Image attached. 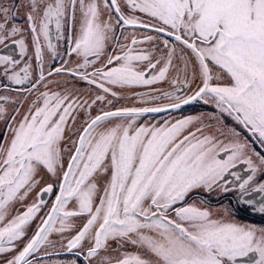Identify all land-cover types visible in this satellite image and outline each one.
Returning a JSON list of instances; mask_svg holds the SVG:
<instances>
[{"label":"snow or ice","instance_id":"1","mask_svg":"<svg viewBox=\"0 0 264 264\" xmlns=\"http://www.w3.org/2000/svg\"><path fill=\"white\" fill-rule=\"evenodd\" d=\"M0 264H264V0H0Z\"/></svg>","mask_w":264,"mask_h":264},{"label":"flooded vegetation","instance_id":"2","mask_svg":"<svg viewBox=\"0 0 264 264\" xmlns=\"http://www.w3.org/2000/svg\"><path fill=\"white\" fill-rule=\"evenodd\" d=\"M196 106V105H195ZM199 108V106H196V107H190V108H187L186 110H185V114H193L194 113V109H198ZM177 114H179V113H177ZM212 199V203L213 204H215V205H218V203L220 202L219 200H218V198H216V197H212L211 198ZM223 202H227V201H223ZM246 220H247V222H256V223H259L260 222V220H259V217L258 216H247L246 217Z\"/></svg>","mask_w":264,"mask_h":264},{"label":"rangeland","instance_id":"3","mask_svg":"<svg viewBox=\"0 0 264 264\" xmlns=\"http://www.w3.org/2000/svg\"><path fill=\"white\" fill-rule=\"evenodd\" d=\"M192 107H196V106L194 105V106H192ZM193 114H194V113H193ZM176 115H179V114H176ZM213 206L215 207V206H217V205L213 204Z\"/></svg>","mask_w":264,"mask_h":264}]
</instances>
